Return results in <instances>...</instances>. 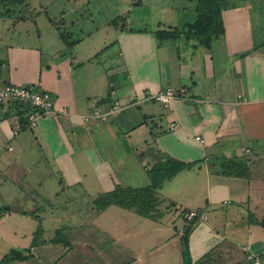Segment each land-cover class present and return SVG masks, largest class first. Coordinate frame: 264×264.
Instances as JSON below:
<instances>
[{"label": "crops", "instance_id": "0c3cea01", "mask_svg": "<svg viewBox=\"0 0 264 264\" xmlns=\"http://www.w3.org/2000/svg\"><path fill=\"white\" fill-rule=\"evenodd\" d=\"M67 1L52 47L49 38L15 43L24 27L18 34L0 16V85L34 84L54 98L53 113L18 132L23 106L0 107V239L9 241L0 264H57L60 232L72 247L102 237L104 248L125 250L106 249L103 264H183L187 211L199 216L188 234L191 264H252L248 255L264 264V34L254 2L221 0L219 30L207 39L195 33L198 0L157 1L151 14L139 10L145 0L88 14L89 0ZM51 3L27 1L20 23H35ZM167 87L186 98H146ZM113 100L121 105L108 119L82 120ZM169 161L184 166L154 189L148 215L97 208L117 188L151 185L147 171ZM134 227L137 242L127 233ZM93 243L88 257L100 256ZM12 250L25 259L6 258Z\"/></svg>", "mask_w": 264, "mask_h": 264}, {"label": "rangeland", "instance_id": "374dc122", "mask_svg": "<svg viewBox=\"0 0 264 264\" xmlns=\"http://www.w3.org/2000/svg\"><path fill=\"white\" fill-rule=\"evenodd\" d=\"M29 1V4L34 3V2H40L44 5L48 4L49 2H52L51 5H49L48 8H46V14L41 13L39 15V17L36 18V22H32L31 20H26L25 24L20 23V21L24 20V15H25V11L27 12L26 9V2ZM90 4L88 6V9L86 8H81V12H85L86 14H88L89 12H92L91 9L95 8V6L99 7L97 4H103L105 2V4H112L113 2H116V0H89ZM130 3L133 2L134 0H128ZM137 2V0H135ZM157 1H164V0H145V2L147 3V5H145V7H142L141 12L145 13V12H149L151 14L152 12V4L156 3ZM169 1V4L171 3H176L179 0H167ZM235 2V4L241 3L243 4V0H232ZM246 0H244L245 2ZM250 2H254L253 6V13L255 15H252L255 20L257 21L256 25H258V34H264V0H248ZM228 2H231V0H228ZM145 4V3H144ZM69 6V2L67 0H23L20 4H15V5H4L1 4L0 5V16H2V18H4V22H6L7 25H9V27L11 26H16V30L18 31L19 34V29L21 26L22 28L24 27L22 31V34L16 35L14 38L12 39V41L18 42V43H22V44H28V45H38L40 46L41 44L44 45L45 41H48L47 38H49V43L52 41V32L54 30L55 26H58L60 23H57L58 20V11L61 10L62 6ZM114 6V5H113ZM108 7V6H107ZM154 9V8H153ZM101 12L102 10L99 9ZM104 15V13H101V17ZM29 17H31V13H29L28 15ZM54 16H56V18H54ZM48 17L53 18V21L55 22H51L52 24H50L48 22ZM100 19V18H98ZM63 29V28H62ZM57 30H61L60 27L57 28ZM41 32L46 33L45 37ZM39 36V37H38ZM180 40L182 39V36L179 38ZM54 42L57 39H53ZM185 41V39H182L181 42V47H183V50H186L187 48H185V46L183 45V42ZM50 43V47L53 46V43ZM185 43V42H184ZM186 94V93H185ZM132 201V200H129ZM106 207V206H105ZM131 208H135V207H131ZM136 209V208H135ZM101 222H104V215H102L101 217ZM136 228L134 227V231H130L127 232L130 240L132 242H137V235ZM58 242H54L52 245L55 244H59L60 245V249H58L57 253L59 254L57 256V258L54 260V258L56 257V252L50 248H47L48 253L47 255H49L48 259L50 260H54L57 261L58 259H60V261L57 264H94V260L97 259V264H103V260L106 258V249L107 250H116L117 254H124L125 250H120L117 249V244H113L114 247L113 248H104L105 246V241L107 240L106 238H99V239H95L92 240L93 242L99 243L101 248H98L100 251V256L97 257H88V249L91 250H95L94 247V243L90 242V241H85L83 244L78 243V241L76 240L75 243L71 244V241L69 239V235L65 236L62 232H60V234H58ZM140 240V239H139ZM53 242V241H52ZM153 242L152 239H150V243ZM8 239L6 238H1L0 239V248L4 249V247H8ZM70 243V244H69ZM69 245H71L69 247Z\"/></svg>", "mask_w": 264, "mask_h": 264}, {"label": "trees", "instance_id": "16d2710c", "mask_svg": "<svg viewBox=\"0 0 264 264\" xmlns=\"http://www.w3.org/2000/svg\"><path fill=\"white\" fill-rule=\"evenodd\" d=\"M23 0H0V5H15L20 4ZM220 4L221 0H198V21L195 23V33L197 35H201L202 33L207 34V39L210 38L211 35L216 34L219 30L220 25ZM158 38H170L177 37L176 31H157ZM17 104V103H16ZM22 106V105H21ZM20 124L23 126L25 124V118L22 114H19ZM184 165L182 163L176 161H169L164 163L155 170H148V177L150 178L152 184L137 189H120L117 188L114 191L98 198L94 203L96 204L98 209H103L105 206L110 203H116L118 205L124 207H135L138 212L144 215H148V213L154 210L157 204V199L155 197L154 189L158 187V185L166 178L172 176V174L179 171ZM132 200V201H129ZM190 211H187L188 213ZM186 215H184L185 218ZM199 216L196 212L195 215L187 220L186 228L184 231V235L182 236V261L183 264H191L189 249H188V234L198 220ZM264 224V222H262ZM25 255H22L18 250H12L10 254L6 255V258L25 259Z\"/></svg>", "mask_w": 264, "mask_h": 264}, {"label": "built area", "instance_id": "2783aa9c", "mask_svg": "<svg viewBox=\"0 0 264 264\" xmlns=\"http://www.w3.org/2000/svg\"><path fill=\"white\" fill-rule=\"evenodd\" d=\"M186 90L184 88H163L154 94L146 96L149 100L169 104L174 99L186 98ZM7 103H18L25 109V124L22 126L20 123L15 127V132H18L22 127L32 128L37 124L41 116H45L54 112V98L52 95L37 87V85H19L14 83H6L0 85V107ZM120 102L113 100L109 107L105 110L100 107H95L89 114L83 116L82 120L88 121L90 119H98L104 121L108 119L118 108ZM174 123L170 124L169 129H175ZM195 211H190L186 214V219L189 220L195 215ZM247 259L252 264H262L260 259L248 255Z\"/></svg>", "mask_w": 264, "mask_h": 264}]
</instances>
